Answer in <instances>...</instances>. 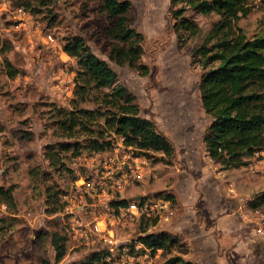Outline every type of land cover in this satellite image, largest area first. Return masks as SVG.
<instances>
[{
    "label": "rangeland",
    "instance_id": "obj_1",
    "mask_svg": "<svg viewBox=\"0 0 264 264\" xmlns=\"http://www.w3.org/2000/svg\"><path fill=\"white\" fill-rule=\"evenodd\" d=\"M129 1V22L143 36L142 57L134 65L117 57L123 44L107 35L114 20L102 0H0V188H13L16 201L12 207L0 198V264H80L99 254L106 239L127 237L133 245L141 243L146 229L148 234L167 232L178 244L171 253L135 248V260L119 254L126 259L111 263L168 264L172 256H181L194 264H264V246H258L256 236L258 220L264 222V205L251 207L264 193V151L245 167L222 170L208 157L204 143L212 118L202 105L200 83L208 68L194 55L221 17L188 11L202 31L182 44L171 0ZM248 3L251 11L237 26L250 38L264 35V0ZM73 36L82 37L117 72L119 83L137 98L141 115L154 121L173 143L172 158L137 155L123 138L111 136L113 148L97 154L85 151L67 160L70 171L48 169L47 146L83 140L65 137L56 122V112L73 110L77 101L78 66L64 51ZM6 60L17 70L16 76L9 75ZM104 161L127 164L132 176L136 172L143 176L112 196L118 202L138 195L167 198L174 213L156 218L157 224L150 219L127 226L109 223L113 201L107 197L102 200L108 205L94 204L76 190L77 183L103 178ZM34 168L49 174L46 181L31 178ZM45 186L66 191L61 200L72 209L50 213ZM224 214L229 216L218 228L216 217ZM73 219L82 220L86 232L89 224H97V236L90 234L94 241L73 234ZM55 233L66 237L64 254L53 245Z\"/></svg>",
    "mask_w": 264,
    "mask_h": 264
},
{
    "label": "trees",
    "instance_id": "obj_2",
    "mask_svg": "<svg viewBox=\"0 0 264 264\" xmlns=\"http://www.w3.org/2000/svg\"><path fill=\"white\" fill-rule=\"evenodd\" d=\"M104 10L114 20L107 35L122 43L117 57L124 63L134 65L142 57L143 36L130 24L127 13L129 0H102ZM24 5H27L26 3ZM190 10L204 15L213 13L221 20L209 33L205 43L195 52L208 68L200 83L201 102L212 118L205 134L204 143L208 157L222 170L239 169L249 165L256 154L264 151V35L248 37L237 23L251 11L248 0H171L170 12L175 21V31L182 44L201 34L196 21L187 16ZM64 51L75 59L78 66L73 110H61L56 122L69 139L79 142L59 143L47 146L44 157L48 169L56 172L67 170L66 161L76 159L83 152L103 153L113 148L111 136L124 139L132 152L152 158L161 154L172 158L175 147L170 139L160 132L154 121L141 115L137 98L119 83L117 72L105 60L99 58L80 36L68 38ZM11 77L18 74L6 60ZM93 104L94 107H80ZM36 182L43 183L49 174L38 168L30 170ZM77 179L76 176L74 178ZM49 212L65 211L62 201L64 190L45 186ZM3 203L15 207L13 188H0ZM127 200H121L125 204ZM264 205V193L251 202L258 209ZM157 224L156 219H150ZM140 237L141 243L154 253L157 250L171 253L178 240L167 232ZM53 245L64 254L66 237L53 235ZM101 254H93L80 264H96ZM168 264H194L181 256H172Z\"/></svg>",
    "mask_w": 264,
    "mask_h": 264
},
{
    "label": "built area",
    "instance_id": "obj_3",
    "mask_svg": "<svg viewBox=\"0 0 264 264\" xmlns=\"http://www.w3.org/2000/svg\"><path fill=\"white\" fill-rule=\"evenodd\" d=\"M127 155L126 157H128ZM135 161L138 160L137 158H133ZM112 160V159H111ZM102 164L105 172H102L103 178L101 180L93 179L90 182H85V184H76V190L78 192H85L90 200L96 204L100 203L102 205H108V203L103 201V198L109 197V199L115 202L113 208H108L110 211L114 212L113 217L109 219V223L113 220L115 223L123 222L125 226L129 223L136 224L141 222L143 219H152L157 218L158 221L165 218L167 215H171L174 213L172 201L170 199H162L161 197H137L132 200H128L125 204H120L118 202V197H112L114 194H118L124 190L125 187L130 186V182L134 179L141 181L142 174L141 172L135 173L134 176L131 174L132 170L127 168V164H111L108 161H104ZM123 177L126 178L123 180ZM124 181L126 183H124ZM85 190V191H83ZM117 203V204H116ZM110 206V205H109ZM70 211L72 206L67 207ZM73 212V210L71 211ZM107 222V223H108ZM108 223V225H109ZM72 232L76 237L84 238L88 241L90 240V234H94L97 236V224H89L90 231L86 232V224L83 223L80 219H73L71 221ZM258 227L256 228L257 236L264 240V222L258 220ZM129 239V238H128ZM106 243V247H103L102 250H99L101 257L96 264H112L111 261L114 259H126L125 257H117L119 254H123L128 256V254L132 255V259L135 260V251L137 248L140 251L142 248H146L142 243H138L133 245L131 240H127L121 238L118 239H106L104 240Z\"/></svg>",
    "mask_w": 264,
    "mask_h": 264
},
{
    "label": "crops",
    "instance_id": "obj_4",
    "mask_svg": "<svg viewBox=\"0 0 264 264\" xmlns=\"http://www.w3.org/2000/svg\"><path fill=\"white\" fill-rule=\"evenodd\" d=\"M212 171H211V169H210V171H209V173H211ZM139 196H141V195H138V197ZM128 201V200H127ZM112 203H115V202H112ZM240 213L238 212V215H239ZM228 214H224V215H222V216H220V217H216V221H217V223H216V226L218 227V228H220V226L224 223L223 221H225L227 218H228ZM257 236V235H256ZM257 238H258V236H257ZM260 243V244H259ZM259 244V245H258ZM258 246H260V245H263L264 246V241L260 238V241L258 242ZM203 252V251H202ZM205 253V252H204Z\"/></svg>",
    "mask_w": 264,
    "mask_h": 264
}]
</instances>
